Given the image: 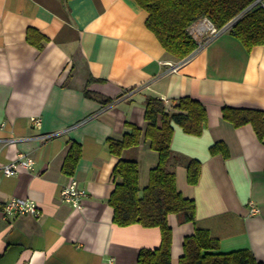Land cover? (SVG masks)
<instances>
[{"label":"crops","instance_id":"1","mask_svg":"<svg viewBox=\"0 0 264 264\" xmlns=\"http://www.w3.org/2000/svg\"><path fill=\"white\" fill-rule=\"evenodd\" d=\"M147 17L134 0H0V168L20 154L34 161L14 176L0 172V204L29 199L40 211L0 218V264H138L141 250L159 247V228L117 226L109 204L119 158L108 141L121 140L130 125L145 129L147 97L168 110L189 97L206 112L199 136L172 126L169 171L195 210L193 222L167 216L171 264L197 230L218 241V252L248 250L264 264V138L222 113H264V46L247 51L226 30L177 64L146 28ZM72 143L81 151L68 175ZM217 144L226 155L211 153ZM121 158L138 164L144 189L158 162L148 140ZM189 160L200 164L195 185L187 183ZM71 181L86 192L81 209L59 195Z\"/></svg>","mask_w":264,"mask_h":264},{"label":"trees","instance_id":"2","mask_svg":"<svg viewBox=\"0 0 264 264\" xmlns=\"http://www.w3.org/2000/svg\"><path fill=\"white\" fill-rule=\"evenodd\" d=\"M148 17L146 28L154 34L165 53L180 63L196 49L197 42L189 34V27L200 19H207L220 30L244 11L253 0H134ZM247 51L264 46V9L254 8L246 12L228 30ZM88 97V93L85 92ZM145 129L129 126L121 140L108 141L109 153L119 158L114 167L115 189L109 204L114 210L113 222L126 227L140 225L159 228L161 242L157 249L141 250L138 264H171V229L167 224L169 214L182 216L183 222H193L194 202L184 198L177 190L175 174L169 171V163L176 158L170 144L173 124L186 134L199 136L206 125L205 108L198 101L182 97L171 110L156 97L145 100ZM223 119L238 128L252 126L258 140L264 138V113L248 109L224 108ZM144 137L149 148L158 154L155 168L149 172L147 186L140 190L138 164L121 158L123 151L136 148ZM80 146L72 143L63 164V172L72 174L80 156ZM212 154L226 155L223 145L217 144ZM187 183L195 185L200 175L197 161L186 162ZM248 250L229 253L218 252V241L207 231L197 230L183 241V256L179 264H261Z\"/></svg>","mask_w":264,"mask_h":264},{"label":"built area","instance_id":"3","mask_svg":"<svg viewBox=\"0 0 264 264\" xmlns=\"http://www.w3.org/2000/svg\"><path fill=\"white\" fill-rule=\"evenodd\" d=\"M255 7L264 9V0H253L244 11H242L220 30H217L211 22L205 18L201 22L194 24L190 29V33L192 34L193 39L197 42V49L188 58L180 62V64L188 61L198 49L209 43L215 36L223 31L229 30L230 27L246 12L254 9ZM170 67L174 70L177 65L170 64ZM129 94H127V96ZM31 123L36 129H39L41 126V121L37 117H32ZM33 164L34 161L32 158L27 155L20 154L15 160L10 161L8 164L0 168V172L7 177L14 176L20 169L32 170ZM59 195L63 202L70 204L76 209H81V203L86 197V192L83 189H79L75 181H71L68 185L61 189ZM257 212V208L252 205L250 213L256 214ZM23 215H30L34 218H38L40 216V211L34 201L23 198H11L6 203L0 204V218L2 220H8L12 217Z\"/></svg>","mask_w":264,"mask_h":264},{"label":"rangeland","instance_id":"4","mask_svg":"<svg viewBox=\"0 0 264 264\" xmlns=\"http://www.w3.org/2000/svg\"><path fill=\"white\" fill-rule=\"evenodd\" d=\"M203 19H200V20H198V21H196L195 23H193L190 27H189V34L192 36V34L190 33V29H191V27L194 25V24H197V23H199V22H201ZM193 37V36H192Z\"/></svg>","mask_w":264,"mask_h":264}]
</instances>
